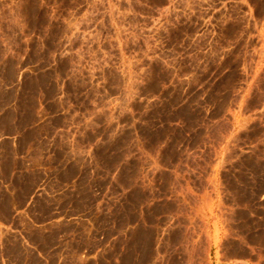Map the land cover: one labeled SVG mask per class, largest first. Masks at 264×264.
Segmentation results:
<instances>
[{
    "label": "rangeland",
    "instance_id": "obj_1",
    "mask_svg": "<svg viewBox=\"0 0 264 264\" xmlns=\"http://www.w3.org/2000/svg\"><path fill=\"white\" fill-rule=\"evenodd\" d=\"M0 264H264V0H0Z\"/></svg>",
    "mask_w": 264,
    "mask_h": 264
}]
</instances>
